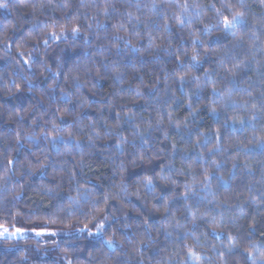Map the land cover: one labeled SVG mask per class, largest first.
<instances>
[{
    "label": "clouds",
    "instance_id": "1",
    "mask_svg": "<svg viewBox=\"0 0 264 264\" xmlns=\"http://www.w3.org/2000/svg\"><path fill=\"white\" fill-rule=\"evenodd\" d=\"M257 147L264 0H0V264H264Z\"/></svg>",
    "mask_w": 264,
    "mask_h": 264
},
{
    "label": "trees",
    "instance_id": "2",
    "mask_svg": "<svg viewBox=\"0 0 264 264\" xmlns=\"http://www.w3.org/2000/svg\"><path fill=\"white\" fill-rule=\"evenodd\" d=\"M237 127H239V125H237ZM249 131H251V129L246 126L243 134L246 135ZM233 134L234 135H241L240 132H236V133H233ZM222 135H223L222 131L217 129V137L216 138L220 139ZM225 138H227V137H225ZM251 155L256 156L257 158H264V148L257 147L256 151L251 153ZM95 170L96 169H94V171ZM221 191H223V189H221ZM45 206H47V204H45ZM33 231L34 232L35 231L44 232V231H48V230H45V229H33ZM261 235H264V233H261Z\"/></svg>",
    "mask_w": 264,
    "mask_h": 264
},
{
    "label": "snow or ice",
    "instance_id": "3",
    "mask_svg": "<svg viewBox=\"0 0 264 264\" xmlns=\"http://www.w3.org/2000/svg\"><path fill=\"white\" fill-rule=\"evenodd\" d=\"M8 231L9 230L5 225H0V236L7 234ZM22 232H23L22 229H16L15 230V233H22ZM15 233H13V234H15ZM37 234L40 235V234H43V232H38Z\"/></svg>",
    "mask_w": 264,
    "mask_h": 264
}]
</instances>
